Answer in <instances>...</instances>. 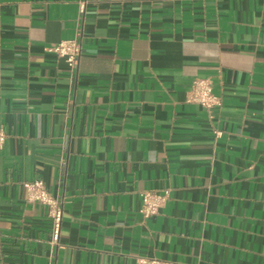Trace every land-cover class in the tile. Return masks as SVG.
Returning a JSON list of instances; mask_svg holds the SVG:
<instances>
[{
	"label": "crops",
	"instance_id": "crops-1",
	"mask_svg": "<svg viewBox=\"0 0 264 264\" xmlns=\"http://www.w3.org/2000/svg\"><path fill=\"white\" fill-rule=\"evenodd\" d=\"M0 128V264H264V0H0Z\"/></svg>",
	"mask_w": 264,
	"mask_h": 264
},
{
	"label": "built area",
	"instance_id": "built-area-1",
	"mask_svg": "<svg viewBox=\"0 0 264 264\" xmlns=\"http://www.w3.org/2000/svg\"><path fill=\"white\" fill-rule=\"evenodd\" d=\"M47 52L54 53L62 58L68 70L72 72L77 65L80 55V43L77 38L63 40L46 48ZM186 102L195 103L206 111H211L221 105V98L213 92L212 83L207 78H194L190 83ZM6 140V134L0 128V149ZM22 186L29 201H34L48 208L51 220L49 244L59 246L61 231L62 205L57 196L51 195L41 180L24 181ZM168 190H144L140 193L141 206L139 212L143 219L158 213L168 199ZM137 264H171L155 257H140Z\"/></svg>",
	"mask_w": 264,
	"mask_h": 264
}]
</instances>
